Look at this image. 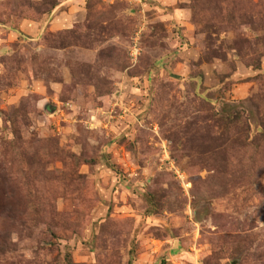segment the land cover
Segmentation results:
<instances>
[{"label":"rangeland","instance_id":"374dc122","mask_svg":"<svg viewBox=\"0 0 264 264\" xmlns=\"http://www.w3.org/2000/svg\"><path fill=\"white\" fill-rule=\"evenodd\" d=\"M0 264H264V0H0Z\"/></svg>","mask_w":264,"mask_h":264}]
</instances>
